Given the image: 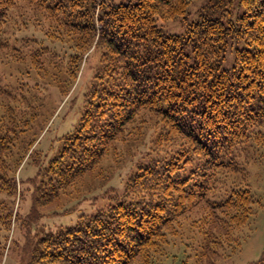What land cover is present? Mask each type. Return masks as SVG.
<instances>
[{
	"label": "trees",
	"instance_id": "1",
	"mask_svg": "<svg viewBox=\"0 0 264 264\" xmlns=\"http://www.w3.org/2000/svg\"><path fill=\"white\" fill-rule=\"evenodd\" d=\"M15 1L0 0V46L8 43L4 25ZM32 1L58 14L62 30L87 31V41L98 35L103 46L79 122L42 169L45 200L93 169L141 110L158 116L162 139L183 143L137 167L122 199L39 239L28 264H148L198 203L219 223L205 238L239 250L254 197L237 155L264 148L257 130L264 124V0H206L182 35L162 33L156 19L184 16L193 0H98L95 18L97 0ZM235 4L242 11L232 19ZM39 54L30 52L31 61ZM0 93L13 96L1 86ZM10 146L0 137V154Z\"/></svg>",
	"mask_w": 264,
	"mask_h": 264
},
{
	"label": "rangeland",
	"instance_id": "2",
	"mask_svg": "<svg viewBox=\"0 0 264 264\" xmlns=\"http://www.w3.org/2000/svg\"><path fill=\"white\" fill-rule=\"evenodd\" d=\"M205 2L193 0L184 16L156 19V25L164 34L182 35ZM99 6L97 0L94 18ZM241 11L235 4L229 18ZM57 15H47L39 2L17 0L4 25L8 43L0 46V86L13 96L0 93V137L13 147L6 157L4 150L0 154V177L7 176L0 179V264H28L39 239L122 199L137 167L172 155L183 143L180 136L162 139L158 116L141 110L93 169L56 198L45 200L49 188L40 182L42 169L77 126L103 53L98 35L87 41V31L62 30L55 22ZM233 45L244 44H230L224 68L231 66ZM30 52L40 53L38 59L31 61ZM4 130L13 134H3ZM257 130L264 133V124ZM237 158L254 197V214L238 230L240 249L228 242L220 247L205 238L219 223L198 203L183 214L176 232L167 235L148 264H264V148L243 151ZM211 247L218 255L208 251ZM135 264L146 262L141 258Z\"/></svg>",
	"mask_w": 264,
	"mask_h": 264
}]
</instances>
